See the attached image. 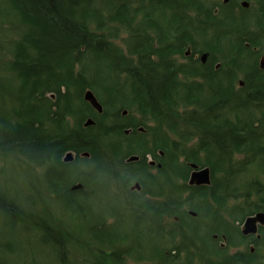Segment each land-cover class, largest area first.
<instances>
[{
	"label": "rangeland",
	"instance_id": "1",
	"mask_svg": "<svg viewBox=\"0 0 264 264\" xmlns=\"http://www.w3.org/2000/svg\"><path fill=\"white\" fill-rule=\"evenodd\" d=\"M149 2L144 0L140 4L142 9L139 12H136V8L133 9L130 5L131 9L126 7L130 15L129 20L126 19V21L116 18L115 21L108 20L107 9H102L104 6L91 5L87 20L93 21L91 25L97 35L103 34L109 40L113 46L112 51L129 54L133 49H130V45L136 37L143 41L140 45L141 51L153 49L159 52L160 50L161 53L155 54L152 58V60L159 61V72L168 76L178 74L177 78L182 80V83L184 82L188 87L189 85L194 87L192 91L194 93H196L198 80L190 76L189 78L184 77L186 74L188 76L186 71L188 60L184 53L188 44L191 45L194 53L210 52L214 61L220 59L225 62L228 58L223 57L224 53L237 55L236 58L243 59V66H241L240 73L233 78L231 90L239 92L238 95L244 93L254 96V88L244 87L242 89L238 84L239 79L246 78V72L249 74L253 58H255L252 54L253 49L245 46L244 42L246 39L247 42L264 49V40L251 38L247 24L243 28L237 27L235 30L238 32L235 34L228 33L230 23L226 27L217 24L219 16H228L225 9H228L231 4L236 5L239 0H229L227 4H223V0H193L192 3L187 4L189 10L187 8L183 10L187 17L184 20L181 14L178 16L168 8L163 10L159 7L156 12H153L154 4ZM256 7L260 8V3L255 4ZM99 8L102 14L95 16ZM239 9L240 6L236 13L246 16ZM207 10L211 16H215L216 23L205 19L204 13ZM198 17L201 21L197 20V22L195 19ZM95 18L111 23L106 24L103 21L99 28L100 25L94 21ZM191 19L197 23L195 21L191 23ZM178 27H180L179 36L183 39L179 44L174 36ZM30 31L32 30L29 23L22 20L21 13L15 5H12L10 0H0V264H93L96 254L100 253L99 247L106 253H114L113 256L121 260L116 259L115 264L118 262L122 264H186L190 261L192 264L210 263L209 257L214 258V253H211L210 249L215 247L211 241L210 233L213 230L211 231L210 223L214 220L212 213L216 211V205L225 206L220 217L230 213L228 215L230 222L241 220L244 214L242 207L244 210L247 209L245 203L251 200L250 196L245 198V194L249 191L254 193L255 189L258 191L259 187L264 184V150L260 152L259 148L261 145L264 147V140L261 138L264 136V124L259 118L261 114L258 113V109L246 108L241 112L235 108H228L229 101L217 104L221 112L235 109L225 112L230 123L228 133L231 127H235L238 131L237 138L240 141V147L229 148L228 152L231 156L226 162L234 167L229 170L228 163L224 162L226 168L222 171L210 170L211 174L213 173L210 176L211 182L204 183L206 184L204 188L196 186L198 184H189L186 179L189 171L187 164V168L183 167L184 173L179 176L171 164L174 160L172 155L170 157L161 148L155 150L156 156H153L150 151L147 152V148H153L151 133L148 129L138 125L144 128L137 129V131L135 129L136 133H140L142 137L139 134H133L136 125L145 119L142 116L141 98H138L139 94L134 95L124 91L127 89L129 92L131 89L125 84L128 80L127 73H122L119 69L121 67L115 68L107 57L83 60L84 70L89 79L86 78V80L90 87L83 89L82 86L72 83L65 87L61 83L62 89L58 92L56 89L55 93L52 90L41 91L40 95L34 94L33 96L30 85L25 84L17 76L18 72L11 67L15 57L23 54L22 50L26 47L21 48L25 46V43L22 44L21 41L29 35ZM174 45L177 49L176 53H171L170 46L172 48ZM28 53L27 56L32 59L31 56L34 57L35 51L29 49ZM90 54L87 52L84 57ZM139 58L142 64L149 63L146 57ZM43 61L47 66V61L45 59ZM127 63L129 66L132 64L128 61ZM224 67L230 69L226 63L222 65V68ZM77 74L78 71L74 67L72 71V75H76L74 79H81L82 76L80 78ZM169 79H172V76ZM56 81L55 83H60L62 80L57 78ZM44 85L40 90L47 88ZM182 89L176 90L177 96L174 101L180 104L178 107L173 106L172 109L178 115L179 123L182 122L179 125L187 128L183 121L195 108L192 100L188 102L178 97L185 93ZM87 90H91L98 98L103 107L102 112H99L84 97ZM44 92L48 93L44 95ZM66 95L72 99L76 107L72 109L70 115L65 113L63 107L65 100L70 101ZM250 99L254 100V97ZM28 100L30 105L26 108ZM83 101L92 109H86L87 112L81 117L79 112H84L83 109L81 110L84 105ZM29 108L33 110L32 113H29ZM236 110H238L236 117L239 115L240 121L232 119ZM250 117H254V123L248 125L245 119H250ZM89 118L94 119L93 124L85 125L84 123ZM27 119L28 121L33 120L26 126V128L30 126L28 131L33 130L42 139H48V143L41 141V138L37 140L40 144L34 149L36 151H31L33 148L28 145L27 141L4 143L5 138L2 131L10 124L16 125V122H23ZM53 121L60 122L61 126L57 131L53 129ZM97 121L100 125L102 124L103 129L117 127L124 132L126 128L135 127L126 134L121 131L109 135L108 139L117 149L116 152L109 149V146L108 149L103 146L102 155L95 160H90L83 155L87 151L71 149L66 150L62 155V150L68 146L63 148L62 145L55 144L54 146L57 147H53L54 143H51V140L59 139L63 143L66 140L72 142L70 140L72 133L79 130H90V134L98 135L97 129L92 130V127L89 129V126H94ZM148 122V125L153 128V121ZM175 122L178 121L175 120ZM222 124L218 121L217 131L215 128L210 130L211 139H219L215 132L220 131L219 127ZM150 127L148 128L152 129ZM170 138L177 139L178 136L170 133ZM199 139L191 138L186 146L191 152L197 153L198 158L195 159L201 167H209L205 165L210 160L209 153L205 149H199L197 146ZM140 140L147 141L146 148L138 145ZM60 147L62 150L53 152V148ZM42 149L47 152L45 155L41 152ZM68 152H71L73 157L70 160H64ZM131 155H136L138 160L128 161L127 158ZM217 155L219 156L216 149L214 156ZM169 157L171 161L168 160ZM149 158L159 163L162 162V165H159L161 167L154 166L155 161ZM175 160L179 165L185 159L178 156ZM62 162L67 165L62 166ZM169 165L172 166L169 167ZM148 174L151 176L150 179L147 177ZM63 175L65 178L61 180L60 177ZM159 177L162 181L165 180V189L161 192L151 188L157 182L155 179ZM221 182H227L232 186L221 188ZM79 183L83 186L72 188ZM113 189L120 193L119 197L109 195ZM175 198L179 202L175 201ZM147 201L155 202V209L165 207L162 210L169 212V214L162 215L158 226L153 220L151 221L152 216L145 214L148 210ZM13 210L15 211L13 220L16 217L19 219L17 223L8 220L10 215L7 214H11ZM188 210L197 211V215L192 217ZM137 219H139L138 222ZM44 225L46 230L43 233ZM190 227L193 232H187L191 230ZM57 228L60 231L59 234L56 232ZM141 228L143 234L147 238L148 236L153 238L156 244L148 243L150 239L145 240L144 237L139 239L141 235L136 230H141ZM112 230L118 234L114 236L115 238H118L120 234L124 237L125 242L120 241L121 245L132 241L128 245L132 247L129 249L119 246L118 239L108 243L106 235ZM178 230H185V232L180 233ZM61 232L63 234L60 236ZM232 241L235 242V239Z\"/></svg>",
	"mask_w": 264,
	"mask_h": 264
},
{
	"label": "trees",
	"instance_id": "2",
	"mask_svg": "<svg viewBox=\"0 0 264 264\" xmlns=\"http://www.w3.org/2000/svg\"><path fill=\"white\" fill-rule=\"evenodd\" d=\"M143 1L144 0H10L12 5L14 4L19 13H21L22 20H25L27 23H29V26L32 30L30 31L29 35H26L25 38H22L21 43H25V46H22L21 48L26 47L22 50L23 56L20 55L18 57H15V60L12 62L11 67H13V69L18 72L17 76L21 78V80L25 84L30 85L31 94L33 96L34 94L38 96L40 95L41 91L43 92L52 90L54 92L55 89L56 92L60 91L62 89V87H60L61 83H63L65 87L70 83L77 84L80 87L82 86L83 89L86 87H90L89 82H87L86 80V78L88 79V75L85 73L83 60L85 58L99 59L101 57H107L110 63L114 65L115 68L121 67L119 68L120 71H122V73H127L128 80H126L125 84L131 89H129V92H127V89L124 91L129 94H139L138 98H141V110L143 111L142 116H144L145 119L143 121H140V123H138L137 125L144 126L151 133L150 138L153 148H147V152L150 151L153 156H156L154 154L155 150L161 148L170 156L184 155L186 157L185 161H193L195 163H198L195 159L198 158V156H196L197 153L195 151L191 152L190 150H188V146H186L187 142L191 140V138L196 137L198 139L200 138L197 145L199 149H205L209 153L210 157L208 158H210V160L205 165L211 167V171H214V169H216V171H222L223 168H226V166H224L225 163H228L229 167L227 168L229 170L232 169L230 163L226 162L229 160L230 156H214V153L217 149L215 144L225 145L230 148L240 147V141L237 138L238 131L235 127H231V131L229 133L228 131L226 133H223V137L218 136L219 139L216 138L215 141L210 137V130L214 129V127H211L212 121L209 117L210 103L212 104L226 101L229 98V94L215 93L211 96V99L209 93L205 92V86L203 84H198L197 90H199L200 88L201 89L198 93H194L192 92V89H194V87L191 85H189L188 87V85L184 84V82L182 83V80H179V78L175 77L172 80H169L168 75L164 73L161 74V72H159V61H155V59L152 60L154 55L157 53L159 55L161 51L159 50L158 52V50L153 49L145 52L141 51L140 45L143 44V41L137 37L133 39V44L130 45V49H133L129 54L118 50V52L112 51L113 46H111L109 40L105 38L103 34L97 35L94 32V27L91 25L93 24V21H91L90 19L87 20V16L90 14L91 5L99 4L104 6L102 7V9H107L106 16L107 18H109L108 20L111 19L112 21H115V18L121 19L120 21H126V19L129 20L130 15H128L126 7H131L133 9L136 8V12H139L142 9L140 7V4H142ZM191 1L193 0H148L149 3L152 2V5L154 4V8L152 9L153 12H156V9L159 7L163 10L168 8L178 16L181 14L183 20L187 18L183 10L189 8V5L187 4H189V2L192 3ZM97 10L98 13H96L95 16H98L99 13H101V8ZM87 12L89 13L84 16ZM204 16L205 19H209L208 21L216 23L215 16H211V13L208 10L205 11ZM195 20L201 21V18L198 17ZM195 20L191 19L190 22L193 23ZM94 21L100 25L103 24V21L105 20L102 21L95 18ZM105 22L106 24L111 23L110 21ZM191 23L190 25H192ZM100 27L101 25L99 26V28ZM179 29L180 27H178V30L176 29V33L174 35L176 36L178 44L183 41V39L179 36ZM29 49L35 51L33 55L34 57L31 56L33 60L30 59V56H27V54H29ZM179 49L182 50L180 47ZM171 50L176 53L177 49L175 48V45ZM87 52L91 53L90 56L84 57ZM139 57H146L149 63L145 62L144 64H142V60ZM43 59L47 61V66H45L46 62H44ZM127 61L131 62L132 64L129 66ZM74 67L78 71L77 75H79L80 78L82 76L81 79H74V77L76 76L72 75ZM120 71L118 73H120ZM57 78H61L62 81L60 83H55L57 82ZM43 85L47 88L45 90H40ZM178 88L179 90L183 88L182 90H184L185 92L184 94L179 95V98L181 100L185 99L188 102L192 100L194 102V104H192L195 108L194 111L191 110L192 113L187 115L185 117V120L183 121L187 128H184V125H179L182 122L179 123V119L177 117L178 115L174 112V109H172L173 106L178 107L180 103L174 101V99L170 95V92H176ZM45 93L47 94L48 92H44V95ZM66 97L70 101L65 100L63 107L65 108V113H69L70 115L72 113V109L76 107H74L75 104L72 102V99H70V97L67 95ZM82 104L84 105H82L81 110L83 109L84 112H79V116L81 115V117L84 115V113L87 112L86 109H92L86 102ZM26 105L27 106L25 107L28 108V106L30 105L29 100L26 101ZM77 108L79 109V107ZM28 110L29 113H32L33 111L30 108ZM175 120H177L178 122H175ZM32 121L33 120L28 121L27 119L23 122H16V125L10 124L7 129L2 131L5 138L4 143H21L27 141L28 145L33 148L31 151H36L34 149H36L40 144V142L37 140H39L41 136H37L35 131L33 130L28 131L30 126L26 128L28 123H32ZM148 121H153V128L148 125ZM59 123L60 122L58 121H53L52 125L54 130L57 131L59 126H61L59 125ZM90 127L93 128L92 130H94V128L97 129L98 135H93L92 133L90 134V130L87 131L83 129L81 131L79 130L72 133L73 135L72 137H70V140H72V142L66 140V142L63 143L59 141V139H53L51 140V143H54L53 147H57L54 146L55 144L62 145L63 148L65 146H68L63 150L62 147L58 149L53 148V152L55 153L56 151L62 150L63 155L66 150L71 149H77V151L82 152L87 151L89 153V156L87 158H89L90 160L98 159L102 155L103 146H105V148L109 146V149H113L114 152H116L117 149H115L113 143L108 138L109 135H114L117 132H121L122 130H120V128L109 127L103 129L102 124L100 125L98 121L94 124V126H89V129ZM148 127L152 129H149ZM135 128L134 133H136ZM224 128L228 129V124L224 126ZM122 133L124 132L122 131ZM170 133L175 134L176 136H178V138H170ZM140 136L142 137V135ZM43 139L41 138V141L48 143L47 138ZM138 145L144 146L146 148L147 141L140 140V143ZM41 152L43 153V155L47 153L43 149L41 150ZM185 161H183L182 164L177 165L176 160H172L171 164L174 167L175 173L179 176L182 175L185 171ZM143 162L145 163V161ZM61 164L62 166L67 165L65 164V162H62ZM147 177H149L150 179V174H148ZM64 178V175L60 177L61 180H63ZM153 180L154 179H152V181ZM155 180H157V182L154 181L156 184L154 186L152 185L151 188L160 192L164 190L165 180L162 181L160 177ZM150 183L152 184V182ZM224 183L225 182H221V188L232 186V184H228L227 182L225 184ZM175 201L178 200L175 198ZM155 205V202L147 201L146 207L148 208V210L145 211V214H149L150 216H152L151 221L153 220V222L157 225L161 221L162 215L169 214V212H167L166 210H162L165 207L157 210L155 209ZM13 211L10 212L11 214H7L8 216L10 215L9 219L6 217L10 222L13 220V215L15 213V211ZM138 221L139 219H137V222ZM13 222L17 223L19 222V219L16 217ZM98 224L96 225L98 226ZM44 227L42 229L43 233L46 230V227ZM56 232L57 234L60 233L58 228L56 229ZM136 232H140L141 237L139 239H142L144 237L145 240L150 239L148 240V243L156 244V241L153 238H150L149 236L147 238L146 235L143 234L144 232L142 228L141 230H136ZM62 234L63 233L61 232L60 236ZM115 235H118L115 231L112 230L111 233L109 232V234L106 235L107 242L109 243L111 240L118 239L117 242L118 244H120V241H124V237H122L121 234L118 236V238H115ZM131 243L132 241H129L124 243L123 245L120 244L119 246L128 247L130 249L132 246L129 247L128 245H130ZM135 244H137V242H135ZM99 252L100 253L96 254V259L94 260L93 264H115L117 257L115 258V256H113L114 253H106V251H102L100 247ZM117 260L121 261L120 259ZM118 264L122 263L118 262Z\"/></svg>",
	"mask_w": 264,
	"mask_h": 264
},
{
	"label": "flooded vegetation",
	"instance_id": "3",
	"mask_svg": "<svg viewBox=\"0 0 264 264\" xmlns=\"http://www.w3.org/2000/svg\"><path fill=\"white\" fill-rule=\"evenodd\" d=\"M228 1L229 0H223L224 2L223 4H227ZM258 3H260V8H257V7L255 8V4L257 5ZM239 6H240L241 11H243L242 13L246 14V16H241V14L236 13ZM225 11L227 13L226 15L228 16H225V15L219 16L217 18L218 26L226 27V25L230 23V28H229L228 33L232 32L235 34L238 32V30L237 31L235 30L237 27L241 26L240 28H243L247 24L249 25L248 33L251 35V38L255 37L256 39L264 40V0H257V2L256 0H239V2L236 5L235 4L229 5L228 9H225ZM235 22L237 23V26ZM244 44L245 46L253 49L252 54L255 55L254 56L255 58H253V63H252L250 72L248 71L249 74H247L246 72L245 73L246 78L244 77L243 79H239L238 84H239V87L242 89L244 87H249L252 89L254 88L255 89L254 96L246 95L244 93L243 94L240 93L238 95L237 93L239 92H236V91L234 92L233 90H231L232 80H234L233 78L240 73L241 66H243V63H242L243 59H240L238 57L236 58L237 55L235 56L234 54L227 55L226 53H224L223 57L225 56L226 58H228V59H225V62L221 61L220 59H216L214 61L212 59L210 52L208 53V51H203L200 53H194L193 49H191V45L188 44L184 50L185 56L188 60V64L186 68L188 76L186 74L184 77L189 78L190 76L191 78L198 80V84L199 85L203 84L205 86V92L209 93L210 97L214 95L215 93L231 94L229 95L228 100L218 102V103H226L227 101H229L228 108H235V109L240 110L241 112L242 110L246 108H254V110L255 108H257L258 113L261 114L259 118H261L264 124V51H263L264 49L258 47L254 43H250L249 41L247 42L246 39H245ZM171 49L172 48H170V50ZM172 52L173 50H171V53ZM224 63L228 64L230 69H227L225 67L222 68V65H224ZM182 70L184 71L183 68ZM171 76L173 79L175 77H178V74L171 75ZM171 76L169 75L168 79ZM172 79H169V80H172ZM199 90L196 89L195 92L198 93ZM170 93H171L170 95L172 96V98L175 99L177 96L176 93L175 92H170ZM250 97H254V100L250 99ZM218 103H212V104L210 103L209 117L212 121L211 124H213V127L216 129V131H217V122L220 121L223 123L222 126L219 127L220 131L215 132L218 136L223 137L224 135L223 133L227 132V129L224 128V126H226L227 124L228 125L230 124L228 122L229 117L225 114V112L233 111L235 109L233 110L228 109L225 112H221V109H218V106H217ZM238 110H236L232 118V119L235 118L234 119L235 121L241 120L239 115L236 117ZM253 119L254 117H250V119L246 118L245 120L247 121V124L249 125L251 123H254ZM140 127L141 126L137 125V127L135 128L136 131ZM126 129H130L129 130L130 132L132 131L133 127L132 128L129 127ZM126 129L124 130L125 134L127 132ZM133 134L140 135V133H133ZM261 138L262 140H264V136H261ZM215 145H216L219 155L231 156L228 153L230 147L221 145V144H215ZM259 148H260V152L264 150L263 145H261ZM254 154L257 155L256 153ZM181 156L183 157V159L186 158L184 155H181ZM170 157L168 158V160L171 161L172 159ZM172 158L175 159V158H178V156H172ZM149 159H151L152 161H155L154 166L158 168L161 167L159 165L162 162L159 163L153 158H149ZM185 162L187 164V167L189 168V171L186 177L187 183H188L193 171H200L201 169H203V167H201L198 163H195L193 161L192 162L185 161ZM192 163H195L197 167L191 166ZM171 166L172 165H169V167ZM231 167L233 168L234 166L231 165ZM210 170H212L211 167H210ZM210 176H212L211 172H210ZM196 186H201L204 188L206 187V184L204 185L201 184V185H196ZM252 193L253 192L249 191L244 196L245 198H248L250 196L251 200L250 202L245 203L247 204V209H245L247 211H245L244 208L242 207L244 214H242V218H240L241 220L238 219V220L230 222L228 220V215L230 214L229 212H228L229 214L223 217H220L221 213H223L225 209L224 208L225 206H222L219 204L216 205L215 207L216 211L212 213V217H214V220H211L212 223H210L211 231L213 230V232L210 233L211 241L215 245V247L210 249L212 250L210 252L214 253L213 255L214 258L209 257L211 261L210 263L208 262V264H264V184L262 187H259L258 191L257 189H255L253 196H252ZM188 211L192 217H195L197 215V211L195 210L194 211L188 210ZM226 213L227 212H225V214ZM176 219H178L177 216H176ZM188 224L189 226H191L190 223ZM190 229L191 230H188V231L186 230V231L193 232L191 227ZM178 232L182 233V232H185V230L184 231L178 230ZM232 236L233 238H231ZM232 239H235V242L232 241ZM177 253H178V247H177ZM186 264H192V262L190 261V262H187Z\"/></svg>",
	"mask_w": 264,
	"mask_h": 264
},
{
	"label": "water",
	"instance_id": "4",
	"mask_svg": "<svg viewBox=\"0 0 264 264\" xmlns=\"http://www.w3.org/2000/svg\"><path fill=\"white\" fill-rule=\"evenodd\" d=\"M84 97L89 100L90 104L94 107H96V109H98L99 112H102L103 107L101 106V104L99 103L98 98L94 95V93L91 90H87L84 93ZM94 119L89 118L84 124L85 125H89V124H93ZM139 129H144L143 127H140ZM130 129H126V131L128 132ZM83 155L88 156L89 153L88 152H84ZM72 153L68 152L67 154H65L64 156V160H70L72 159ZM128 161L130 160H138V157L136 155H131L127 158ZM191 166L193 167H197V165L195 163H192ZM210 168L209 167H203V169H201L200 171H193V173L190 176L189 179V184H204V183H210ZM83 185L81 183L79 184H75V186H73L72 188H79L82 187Z\"/></svg>",
	"mask_w": 264,
	"mask_h": 264
},
{
	"label": "clouds",
	"instance_id": "5",
	"mask_svg": "<svg viewBox=\"0 0 264 264\" xmlns=\"http://www.w3.org/2000/svg\"><path fill=\"white\" fill-rule=\"evenodd\" d=\"M109 195H111L113 197H119L120 193L118 191H116L115 189H113V191L111 193H109Z\"/></svg>",
	"mask_w": 264,
	"mask_h": 264
}]
</instances>
